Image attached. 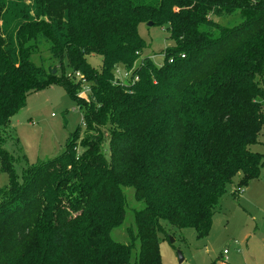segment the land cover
Masks as SVG:
<instances>
[{
	"label": "trees",
	"instance_id": "obj_1",
	"mask_svg": "<svg viewBox=\"0 0 264 264\" xmlns=\"http://www.w3.org/2000/svg\"><path fill=\"white\" fill-rule=\"evenodd\" d=\"M141 22L174 42L160 64L138 61ZM41 46L47 67L31 61ZM51 82L81 125L19 177L3 146L10 119ZM81 83L114 97L104 126L94 119L102 99L82 97ZM263 108L264 0H0V264H161L171 229L206 237L234 177L235 195L259 176L251 145ZM124 188L141 203L127 243L111 237L128 208Z\"/></svg>",
	"mask_w": 264,
	"mask_h": 264
},
{
	"label": "rangeland",
	"instance_id": "obj_2",
	"mask_svg": "<svg viewBox=\"0 0 264 264\" xmlns=\"http://www.w3.org/2000/svg\"><path fill=\"white\" fill-rule=\"evenodd\" d=\"M230 20L231 18L222 21L226 23ZM137 32L145 42L138 61L141 57L148 56L155 64H160L164 49L174 43L168 33L164 28L148 25L147 22L139 23ZM86 58L95 68L101 64V57L97 54H89ZM31 61L47 67L50 61L45 46L31 55ZM129 73L122 64H118L115 77L121 83H126ZM81 85L82 97L87 99L89 93L95 99H102L94 119L104 126L114 114V97L108 92L107 95L99 93V89H91L86 83ZM81 122L82 116L76 103L60 84L51 82L45 88L31 92L24 107L10 119L3 144L11 154L19 158L15 163L17 175L20 177L21 169L26 163L35 164L58 155ZM81 136L80 133L78 141ZM251 150L261 153L264 161V130L259 134L257 143L251 145ZM237 178L235 176L233 183L227 186L222 207L220 204V209L214 213L211 229L206 237L198 239L192 229L173 228L167 238L160 240L161 264H210L212 260H217L218 263L225 257L227 264H264V162L259 176L250 180L238 192V203L237 198H233L231 194L236 188ZM7 182V174L0 171V189ZM123 191L128 208L123 223L111 231V237L115 241L127 243L126 229L133 227L132 209L140 207L141 203L134 199L131 188H124ZM137 249L138 244L131 252V262ZM224 250L227 253L223 254ZM178 253L183 258L181 263L178 262Z\"/></svg>",
	"mask_w": 264,
	"mask_h": 264
},
{
	"label": "crops",
	"instance_id": "obj_3",
	"mask_svg": "<svg viewBox=\"0 0 264 264\" xmlns=\"http://www.w3.org/2000/svg\"><path fill=\"white\" fill-rule=\"evenodd\" d=\"M237 181V180H236ZM263 190H264V188H262ZM232 194V193H231ZM232 197L233 198H237L236 199V202L238 203V200H239V196H238V194H232ZM224 201V197L222 198V200H221V207H222V202ZM224 251H226V250H224ZM224 251H223V254H225L224 253ZM226 253H227V251H226ZM182 261H183V258H182ZM217 261V260H216ZM216 261L215 260H212L211 262H210V264H227L226 263V257L225 258H222V259H220L219 261H218V263H216Z\"/></svg>",
	"mask_w": 264,
	"mask_h": 264
},
{
	"label": "water",
	"instance_id": "obj_4",
	"mask_svg": "<svg viewBox=\"0 0 264 264\" xmlns=\"http://www.w3.org/2000/svg\"><path fill=\"white\" fill-rule=\"evenodd\" d=\"M148 25H152L151 22H147ZM178 262L181 263L182 262V257L180 255V253H178Z\"/></svg>",
	"mask_w": 264,
	"mask_h": 264
},
{
	"label": "built area",
	"instance_id": "obj_5",
	"mask_svg": "<svg viewBox=\"0 0 264 264\" xmlns=\"http://www.w3.org/2000/svg\"><path fill=\"white\" fill-rule=\"evenodd\" d=\"M76 75H78V74H76ZM224 253H226V251H224Z\"/></svg>",
	"mask_w": 264,
	"mask_h": 264
}]
</instances>
